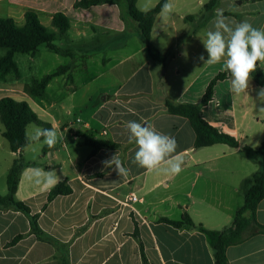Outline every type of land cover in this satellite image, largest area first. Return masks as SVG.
I'll return each instance as SVG.
<instances>
[{
  "label": "crops",
  "instance_id": "0c3cea01",
  "mask_svg": "<svg viewBox=\"0 0 264 264\" xmlns=\"http://www.w3.org/2000/svg\"><path fill=\"white\" fill-rule=\"evenodd\" d=\"M3 1L8 6L6 15L1 14ZM61 1L0 0V18H12L17 24L19 21L23 24L25 12L34 11L38 18L45 15L52 21L53 15L60 12ZM74 1L71 3L73 10ZM219 1H229L237 6L239 12L236 15L228 12L232 15L225 16L233 26L248 21L254 27H264V6H261L264 0ZM207 2L197 0L196 6L192 7L194 0H173V13L165 17L160 12L155 18L151 41L154 38L159 40L164 49L153 45L161 54L168 53L166 57L162 54L166 59L165 66L156 73L160 88L171 67L176 77L185 68L189 70L185 74L188 79L175 94L176 100L164 93L162 106L166 100L199 103L208 82L223 71L222 62L205 65L199 59L201 55L205 60L208 58L202 40L208 30H213L217 11L216 5L211 12H206L203 7ZM17 7L20 8L19 13ZM75 17L76 33L81 37L90 21L85 23L83 12ZM69 20L71 28L72 19ZM177 22L182 23V27L178 28ZM93 27L96 28L95 23ZM113 27L118 28V25ZM70 52L68 57L73 58L74 53ZM257 63V68L264 72V64L259 66ZM20 79L16 81L17 86L9 84V88H6L8 78L0 81V93L9 94L5 97L16 101L27 102L38 118L55 128L63 139L58 146L49 148L44 145L43 148L47 147L44 152L42 148L37 161H25L23 156L30 144L22 152H10L0 123V148L7 143L11 165L19 156L25 163L15 200L26 204L31 215L38 216L37 224L42 232L38 238L32 233L26 215L11 206H0V264H142L138 243L132 236L135 225L149 264H214V251L204 232L187 226L175 228L160 219L180 220L187 212L195 225H201L210 232H221L232 226L235 212L244 203L243 182L262 170L261 159H248L241 151L244 146L256 149L264 142V112L259 111L264 104L256 99V90L261 87L254 84L253 79L249 95L239 96L230 90V76L218 82L213 99L201 109L202 118L219 132L235 137L239 142L238 148L215 144L195 149L194 133L187 119L164 111L154 113L151 123L157 131L174 136L176 141L185 140L176 150V155L184 162L183 170L175 176L150 172L131 162L137 146L128 142L125 122L115 127L110 140H104L116 144V148H102L91 155L93 147L84 144V138L102 140L98 136L107 135L104 129L100 133L96 130V125L104 117L94 111L86 122L77 118L76 123L80 125L74 126L63 118V114L59 116L53 112L56 107L53 100L41 99L52 80L44 92L33 96L19 86ZM121 91L120 87L116 93ZM110 96H96V110L104 108ZM116 96L113 105L118 106L123 102ZM123 99L125 105L130 103L126 93ZM65 114L70 115V111H65ZM109 120L106 118L103 123ZM116 153L129 169L126 177H120L114 168H107L102 163ZM35 168L55 170L60 177L59 182L66 181L72 193L57 196L44 208L51 188L36 185L29 179ZM131 195L137 200H129ZM255 216L257 222L264 225V200L257 206ZM257 231L255 226H251L242 241L227 248L228 264H264V232ZM18 236L21 238L15 241Z\"/></svg>",
  "mask_w": 264,
  "mask_h": 264
},
{
  "label": "rangeland",
  "instance_id": "374dc122",
  "mask_svg": "<svg viewBox=\"0 0 264 264\" xmlns=\"http://www.w3.org/2000/svg\"><path fill=\"white\" fill-rule=\"evenodd\" d=\"M158 1L138 0L136 7L140 11H147L154 7ZM194 2L192 7L196 6L197 0H194ZM71 3L72 0H62L60 2L61 8L58 10L72 19V27L68 29L67 33L60 34L58 28H55L48 16L40 15L39 19L47 30L55 34L54 44L61 50L72 51L74 57L56 54L48 50L46 45H41L34 56L15 54V62L22 73L19 86L29 93L33 83L54 72L59 66L69 65L71 71L53 78L49 88L41 98L43 101L53 100L56 104L55 111H53L55 114L57 113L59 116L63 114L66 121L72 122L77 127L80 125V123H76L77 118H80L82 122H86L94 111L99 112L100 116L104 117L103 121L110 118L109 122L103 123L101 121L96 125L98 133L103 129L107 133V135L98 136L102 140H110L111 133L114 132L119 123L146 121L153 126L151 121L154 113L160 111L167 113L164 106H162L161 97L164 93H168L171 99L176 100L175 94L181 84L188 79L185 78L187 77L185 74L189 70L185 68L184 72L176 77L174 69L171 67L160 88L156 73L162 70L161 66L154 63L148 56L139 38L136 25L127 16L125 0H113V3L109 5L74 10ZM1 4L3 5L1 14L6 15L8 7L6 1ZM261 6H264V4ZM216 9L222 10V12H230L233 15L239 12H237L235 3L229 1H219ZM18 11H20L19 7H17V13H19ZM79 12H83L85 15V23L90 21L84 28L85 34L81 37H78L75 28V15L80 14ZM93 18H96V20H91ZM228 20L230 21V19ZM18 23V25H22V21ZM94 23L96 28L93 27ZM113 25H118V28H114ZM187 25L191 26L189 23ZM177 27H182V23L177 22ZM152 43L164 49V44L156 38L153 39ZM4 53L5 49L0 48V56ZM162 54L165 57L168 56L166 52ZM7 78L6 88H9L11 84L17 86V80L12 75ZM72 81L73 84H71ZM120 87L123 92L117 94ZM125 93L127 100L130 102L128 105H125L124 99L122 100ZM103 94H111V96L107 99L104 108L96 110L98 107L96 96L100 98ZM7 95L9 94L0 93V96L5 97ZM115 95H117L116 99L123 102L118 106L113 105ZM30 103H33V101ZM67 110L70 111L68 116L65 114ZM34 127L37 126L30 124L27 127L28 136L32 133ZM184 141L178 139L177 143L181 145L184 144ZM58 144H61V140L56 145L58 146ZM44 145L42 142L33 143L30 141L28 152L23 156L24 160L37 161ZM8 151L5 142L4 147L0 148V195H4L6 191V175L12 160Z\"/></svg>",
  "mask_w": 264,
  "mask_h": 264
},
{
  "label": "trees",
  "instance_id": "16d2710c",
  "mask_svg": "<svg viewBox=\"0 0 264 264\" xmlns=\"http://www.w3.org/2000/svg\"><path fill=\"white\" fill-rule=\"evenodd\" d=\"M125 1L127 5V16L136 25L139 38L148 56L157 65L165 66V57H163L151 41V31L155 18L161 12V7L165 3V0H159L155 7L147 11H140L136 7L138 0ZM218 1L208 0L204 4L203 9L206 12H211L216 7ZM112 3L113 0H75L73 8L89 9L91 7ZM223 14L224 16L232 15L228 12H223ZM52 24L55 28H58L57 30H59L60 34L67 33L71 26L69 18L62 12H56L53 15ZM55 38V34L42 25L34 11L25 12L24 23L22 25H18L12 18H0V48L5 49V53L0 56V81H6V77L10 75L16 80L20 79L21 73L14 59L15 54H30V56H34L41 45H46L48 50L56 54L70 56V51L61 50L54 44ZM68 69V65L59 66L54 72L43 76L40 81L33 83L30 93L33 96H36L38 92L41 94L53 78L65 74ZM229 76L230 74L224 71L218 72L208 82L199 103H173L168 100L164 102V107L170 115L180 116L188 120L194 133L193 147L195 149L209 147L215 144H224L232 148L239 147V142L235 137L227 133L219 132L217 128L205 121L201 115L202 107L206 106L213 99L214 88L217 83L225 79L227 80ZM252 79L254 84L264 87V72L259 68L252 74ZM0 123L3 126L2 136L7 140L10 152L13 153L22 152L30 144V140L26 139L28 136L26 128L30 124H34L42 129L52 128L48 123L38 118L37 114L27 102L16 101L11 97L0 98ZM83 143L93 147L91 155H95L102 148L114 149L117 147L116 144L110 141L97 140L93 137H85ZM46 147L43 148V152ZM241 151L248 159H261L262 170L243 182L244 203L235 212L231 227L221 232L207 231L201 225H195L187 212L182 214L180 220L160 219L161 222L175 228L187 226L190 228H198L204 232L214 251V254H212L214 264H228L227 257L225 256L227 248L242 241L251 226H255L258 230L257 232H264V225L259 224L255 216L257 206L264 200V142L256 149L244 146L241 148ZM24 167L25 163L20 156L13 161L6 176L7 194L0 196V206H11L26 215L29 219L32 233L40 238L42 232L37 224L38 216L31 215L29 207L23 202L15 200L14 197L17 191L19 177ZM71 193L72 190L66 181L59 182L55 187L50 189L44 208L57 196H66ZM132 236L138 243L142 264H149L145 257L143 244L136 225ZM20 238L21 236H18L15 241Z\"/></svg>",
  "mask_w": 264,
  "mask_h": 264
},
{
  "label": "clouds",
  "instance_id": "9594fccd",
  "mask_svg": "<svg viewBox=\"0 0 264 264\" xmlns=\"http://www.w3.org/2000/svg\"><path fill=\"white\" fill-rule=\"evenodd\" d=\"M147 10V9H145ZM174 11L173 0H165L161 7L162 16H170ZM208 54L207 60L201 55L199 59L205 65L222 62V70L230 74L231 92L233 95H249L252 74L264 64V27H254L248 21L236 23L234 26L222 10H217L213 22V30H208L202 40ZM184 55H187L184 53ZM256 99L264 104V87L256 90ZM264 112V106L259 108ZM128 142L135 143L132 163L150 172H163L168 175H179L183 170V160L176 155L178 143L174 136L157 131L151 124L137 121L126 123ZM33 143H43L54 147L63 137L55 128L42 129L34 127L26 137ZM107 168H114L117 174L126 177L129 169L124 166L118 154L102 161ZM36 185L46 188L55 187L60 180L55 170L45 171L35 168L29 177Z\"/></svg>",
  "mask_w": 264,
  "mask_h": 264
},
{
  "label": "built area",
  "instance_id": "2783aa9c",
  "mask_svg": "<svg viewBox=\"0 0 264 264\" xmlns=\"http://www.w3.org/2000/svg\"><path fill=\"white\" fill-rule=\"evenodd\" d=\"M129 200H131V201H136L137 198H136L134 195H131L130 198H129Z\"/></svg>",
  "mask_w": 264,
  "mask_h": 264
}]
</instances>
